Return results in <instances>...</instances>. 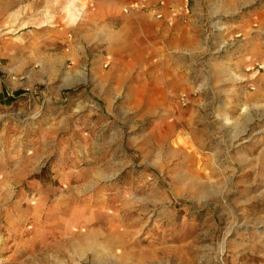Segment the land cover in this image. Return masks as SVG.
Listing matches in <instances>:
<instances>
[{"label": "rangeland", "instance_id": "374dc122", "mask_svg": "<svg viewBox=\"0 0 264 264\" xmlns=\"http://www.w3.org/2000/svg\"><path fill=\"white\" fill-rule=\"evenodd\" d=\"M75 2L0 0V264H264V0L109 53Z\"/></svg>", "mask_w": 264, "mask_h": 264}, {"label": "crops", "instance_id": "0c3cea01", "mask_svg": "<svg viewBox=\"0 0 264 264\" xmlns=\"http://www.w3.org/2000/svg\"><path fill=\"white\" fill-rule=\"evenodd\" d=\"M80 1V2H79ZM85 1V3H83ZM140 0H76L74 3V13L77 14V8L84 9L83 14L76 20H81L86 16L88 4L94 6L95 10H89V20L87 27L88 36L87 46L91 50L102 52L128 51L135 46V37L139 32L148 31L158 37V33H167L169 38L166 40L167 47L171 49L179 48L185 50L184 39L190 34L194 26L192 22H183L185 15L183 12V0H168L171 6H175V12L167 10L165 18L155 19L149 12L125 13L123 7ZM157 0H144L142 5L151 10L153 3ZM91 8V7H90ZM172 19V22L169 20ZM250 38L248 35L246 41ZM188 40V38H187ZM73 50V49H72ZM248 52V49H246ZM95 63L98 64L97 56Z\"/></svg>", "mask_w": 264, "mask_h": 264}, {"label": "built area", "instance_id": "2783aa9c", "mask_svg": "<svg viewBox=\"0 0 264 264\" xmlns=\"http://www.w3.org/2000/svg\"><path fill=\"white\" fill-rule=\"evenodd\" d=\"M143 1L144 0L136 1V2H134L132 4H130V5L124 6L123 9H124L125 12H140L141 9L144 7L142 5ZM167 4H168L167 0H159L155 5H153L151 7V11L153 12V15L156 18H162L163 15H164L163 9H166ZM80 11L83 14L84 9H82V7L77 8V12H80ZM248 68L249 69L257 68L258 70L264 69V63H262L260 61H255L253 63H250Z\"/></svg>", "mask_w": 264, "mask_h": 264}, {"label": "bare ground", "instance_id": "6f19581e", "mask_svg": "<svg viewBox=\"0 0 264 264\" xmlns=\"http://www.w3.org/2000/svg\"><path fill=\"white\" fill-rule=\"evenodd\" d=\"M80 2V1H79ZM69 3V2H68ZM65 4V3H64ZM66 5H68L69 6V4H66ZM124 8V7H123ZM67 10V9H66ZM75 10V9H74ZM50 11V10H49ZM123 11H124V9H123ZM125 12V11H124ZM230 12V11H229ZM49 13V12H48ZM230 14V13H229ZM80 15H82V12L80 11V12H77V14L75 15V13L73 12V10L71 11V16H72V19H78L79 18V16ZM51 21V20H50ZM214 22V21H213ZM43 25H45V24H43ZM245 110V109H244ZM78 111V110H77ZM242 125V124H241ZM233 130V129H232ZM230 131H231V129H230ZM234 141V140H233ZM211 169V168H210ZM215 170V169H214ZM99 175V174H98ZM98 177H100V175L98 176ZM195 181V180H194ZM196 183V182H195ZM204 183V182H203ZM206 184V183H205ZM208 184V183H207ZM209 186V185H208ZM85 187V186H84ZM200 187V186H199ZM88 188V187H87ZM209 188V187H208ZM211 188V187H210ZM213 188V187H212ZM80 189H81V187H80ZM199 189V188H198ZM84 191V190H83ZM81 192V191H80ZM87 192V191H86ZM85 192V193H86ZM204 193V192H203ZM81 194H83V193H81ZM217 197V196H216ZM63 199V198H62ZM147 203V202H146ZM60 204H62V203H60ZM148 205V204H147ZM146 205V206H147ZM144 206V205H143ZM151 207V206H150ZM66 208V207H65ZM65 208H63V210H62V206H60L58 209L60 210V212H66V209ZM64 212V213H65ZM262 216V215H261ZM260 216V217H261ZM60 217V216H59ZM150 218V217H149ZM148 218V219H149ZM262 218V217H261ZM260 218V219H261ZM263 219V218H262ZM263 228V227H262ZM84 231L87 233V234H84ZM83 231V233L79 236V239H83V238H85V237H89V234H88V232H89V230L86 228V230H84ZM93 233H95V232H93ZM92 234V233H91ZM96 234V233H95ZM77 240V241H73L72 243H76V244H74L75 245V249L77 250V252H78V250H85L86 248L84 247V245H82L83 243H82V241H80V240ZM71 240H73V237L71 236ZM64 242H66V241H64ZM113 242V241H112ZM90 243H93V245H92V250H93V252L96 254V257H98L102 252H103V249L102 250H100V244H98V242H96L95 240L94 241H92V242H90ZM89 243V244H90ZM108 243V242H107ZM86 244V243H85ZM73 245V246H74ZM113 245H115V244H113ZM120 245V244H119ZM102 248V247H101ZM92 252V253H93ZM99 252H101V253H99ZM104 253V252H103ZM82 258V257H81ZM101 259V258H100ZM80 260V259H79Z\"/></svg>", "mask_w": 264, "mask_h": 264}]
</instances>
